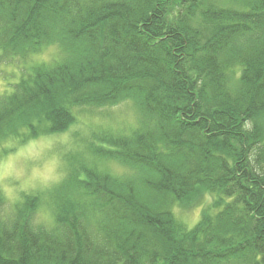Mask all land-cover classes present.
I'll use <instances>...</instances> for the list:
<instances>
[{
  "label": "trees",
  "instance_id": "obj_1",
  "mask_svg": "<svg viewBox=\"0 0 264 264\" xmlns=\"http://www.w3.org/2000/svg\"><path fill=\"white\" fill-rule=\"evenodd\" d=\"M10 65L25 67L2 75L1 147L64 133L80 110L131 101L139 118L70 152L12 217L0 192V264H264V0H0ZM203 201L193 228L175 217Z\"/></svg>",
  "mask_w": 264,
  "mask_h": 264
},
{
  "label": "rangeland",
  "instance_id": "obj_2",
  "mask_svg": "<svg viewBox=\"0 0 264 264\" xmlns=\"http://www.w3.org/2000/svg\"><path fill=\"white\" fill-rule=\"evenodd\" d=\"M58 55V50L51 47L34 60L49 62ZM31 63L32 61L29 62ZM23 67L25 66L0 67L1 94L7 90L3 77L9 76L8 80L15 83L22 77ZM76 115L75 124L64 133L41 136L24 144L10 141L0 146V192L8 200L3 211L8 218L12 217L23 194L45 191L66 177L70 152L95 143L104 144L103 140L100 141L103 133L129 134L136 127L139 118L138 110L131 101L101 109L80 110ZM98 169L113 175H122L126 171L117 163L106 164L105 161L99 163ZM207 198L205 202H211ZM48 201H44L40 207L37 222L49 227L53 222V205ZM205 202L189 209L175 206V217L188 228H193L200 219Z\"/></svg>",
  "mask_w": 264,
  "mask_h": 264
}]
</instances>
